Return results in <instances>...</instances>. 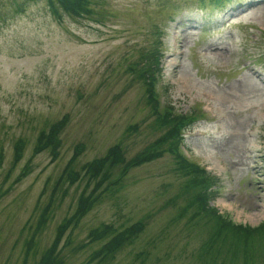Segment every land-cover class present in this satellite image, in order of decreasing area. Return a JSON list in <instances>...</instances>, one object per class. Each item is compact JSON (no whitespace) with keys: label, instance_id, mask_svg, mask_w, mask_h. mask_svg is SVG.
I'll list each match as a JSON object with an SVG mask.
<instances>
[{"label":"rangeland","instance_id":"374dc122","mask_svg":"<svg viewBox=\"0 0 264 264\" xmlns=\"http://www.w3.org/2000/svg\"><path fill=\"white\" fill-rule=\"evenodd\" d=\"M230 2L93 0L87 18L59 11L58 21L45 0H0V264H37L77 208L86 163L114 145L130 160L163 133L134 70L155 52L161 99L193 118L184 144L214 178L210 205L234 225L264 222V0ZM207 104L213 119L203 114ZM64 116L58 157L49 148L34 153L40 132ZM77 146L70 168L79 180L60 186ZM175 167L165 153L130 169L69 227L60 243L64 264H87L103 245L88 241L90 230L104 224L120 232L137 222L143 230L105 264H264V242L251 248L247 263L243 247L224 245L215 263L200 254L209 230L188 223L191 209L178 217L188 179Z\"/></svg>","mask_w":264,"mask_h":264},{"label":"trees","instance_id":"16d2710c","mask_svg":"<svg viewBox=\"0 0 264 264\" xmlns=\"http://www.w3.org/2000/svg\"><path fill=\"white\" fill-rule=\"evenodd\" d=\"M91 2L93 0H46L51 15L58 21L62 18L59 11L73 19L88 17L92 13L89 7ZM16 12H21L19 5ZM143 63L144 66L140 68L141 70H134L141 76L146 86L145 92L149 107L152 115L155 116L153 124L157 130L163 133L130 160H126L120 146L114 145L107 150L103 157L94 159L82 167L83 177H87V182L85 190L78 199L77 208L69 218L64 219L57 227L55 239L40 255L37 264H64L60 255V243L69 227L72 228L77 225L80 219L84 217L103 194L113 193L115 188L121 185L122 178L130 169L156 160L165 153L172 156L177 172L188 179L184 193L188 194L189 199L186 208L181 210L178 217H183L186 211L191 209V214H189L187 219L188 223L195 225L201 221V225L207 227L209 230V238L200 249L201 255L203 253L210 255L212 263H215L213 254L215 256L220 255V249L224 245L235 248L243 247L245 249L242 253V260L244 263H247L251 248L258 242H264V222L256 227L234 225L223 218L215 207L210 206L209 203L214 197V192L212 191L214 178H210V175L198 165L186 160L179 154L177 149L178 142L182 140L180 135L181 130L192 123L193 118L190 115L175 114L169 108V105L164 107L162 112L159 111L156 85L158 77L162 75L161 59L155 52L150 56H144ZM66 123L67 117L64 116L61 120L50 126L47 133L41 132L37 140L35 153L49 148V151L53 152L52 159H56L58 157L57 151L60 147L58 136ZM80 153L81 147L77 146L67 168L59 179L60 181L58 180L60 186L63 185V182L71 185L79 180L80 172H74L70 166ZM26 170L28 171V168ZM90 184L93 185V188L90 193H86V189ZM52 201L42 210L38 221V230L43 228L48 219L47 211ZM143 228V223L137 222L120 232H117L113 226L104 224L99 228L90 230L88 234L89 242L104 241V243L98 250L93 252L88 263L105 264L112 260L115 254L127 246V244H130ZM33 239L32 236L31 241L26 242H29L26 255H29L30 249L34 247V243H32ZM84 246H80V248ZM247 248L249 249L247 250ZM236 255V253L233 254L232 261L236 258Z\"/></svg>","mask_w":264,"mask_h":264}]
</instances>
